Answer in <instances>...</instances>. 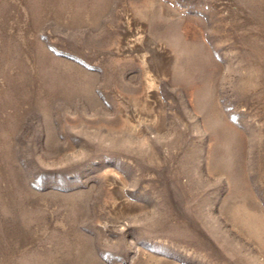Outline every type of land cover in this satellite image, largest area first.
<instances>
[{"label": "rangeland", "instance_id": "374dc122", "mask_svg": "<svg viewBox=\"0 0 264 264\" xmlns=\"http://www.w3.org/2000/svg\"><path fill=\"white\" fill-rule=\"evenodd\" d=\"M0 264H264V0H0Z\"/></svg>", "mask_w": 264, "mask_h": 264}]
</instances>
